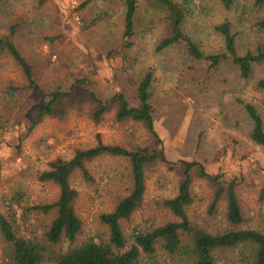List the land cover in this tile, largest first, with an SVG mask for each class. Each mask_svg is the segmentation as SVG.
Masks as SVG:
<instances>
[{
	"label": "rangeland",
	"instance_id": "rangeland-1",
	"mask_svg": "<svg viewBox=\"0 0 264 264\" xmlns=\"http://www.w3.org/2000/svg\"><path fill=\"white\" fill-rule=\"evenodd\" d=\"M83 1L0 0V28L17 24L14 42L33 66L41 88L73 91L64 117H46L32 127L46 97L27 89L12 59L0 53V210L6 209L14 189L24 192L25 205L54 200L57 187L38 182L36 172L47 168L55 157L68 158L75 148L94 144L98 132L105 143L127 148L150 144L141 123L117 122L112 113L94 122L88 92L100 98L122 92L134 102L137 83L151 70L154 126L166 157L197 160L209 173L235 177L243 215L238 227L264 231V199L259 196L264 181V147L251 140L252 123L244 109L246 102L252 103L264 119V91L254 87L264 69L255 66L250 79L243 80L229 61L211 72L182 45L155 50L158 41L169 34L166 10L156 0H136L133 44L121 49L124 0H90L80 8ZM187 1L190 10L184 31L205 53L220 51L223 40L213 26L224 19L233 20L236 9L225 10L218 0ZM238 37L240 51L264 42V35L256 34L249 25ZM88 167L92 182L83 181L78 174L71 179L78 192L75 209L82 220L77 242L106 237L99 215L110 210L131 185L129 163L124 158L103 155ZM145 174L143 203L122 222L128 245L134 229L175 219L156 202L176 192L177 176L162 165L147 167ZM192 188L194 201L187 214L193 228L214 233L232 227L226 218L225 197L212 213L214 188L196 176ZM28 220L29 229L42 239L49 218L30 215ZM43 243L55 252L70 245L65 239ZM5 251L0 237V264ZM242 252L239 247L217 252V264H239ZM139 264L193 262L184 255L157 250L152 258L141 254Z\"/></svg>",
	"mask_w": 264,
	"mask_h": 264
},
{
	"label": "trees",
	"instance_id": "trees-1",
	"mask_svg": "<svg viewBox=\"0 0 264 264\" xmlns=\"http://www.w3.org/2000/svg\"><path fill=\"white\" fill-rule=\"evenodd\" d=\"M89 1L84 0L79 7L86 6ZM156 1L166 10L169 34L158 41L155 50L161 51L174 44L182 45L194 60L206 63L211 72H216L220 64L229 61L243 80L250 79L255 66L264 69V42L242 51L238 45V36L245 33L248 25L256 34L264 35V0H218L225 10L236 9V16L233 20L224 19L213 26V31L223 40L222 49L213 53L201 50L184 31L186 13L190 10L187 0ZM123 4L120 48L129 49L133 44L137 1L124 0ZM16 28L17 24L0 28V53L7 54L12 59L20 70L27 89L46 97L45 102L39 106L31 126L37 125L46 117H64L69 109L68 103L73 91L60 88L45 91L41 88L33 66L14 42ZM152 79V71L147 70L137 83L134 102L122 92H114L104 98L98 97L93 91L88 92L92 103L90 118L94 122H99L105 115L112 113L117 122L131 120L141 123L151 143L127 148L120 144L105 143L98 132L94 144L75 148L68 158L55 157L47 163V168L36 172L35 179L38 182H51L57 187L54 200L25 205L24 192L14 189L8 196L9 204L6 209L0 210V237L6 245L1 264H139L141 254L152 258L157 250L169 255H184L193 264H217V252L238 247L243 249L239 264H264V231L238 227L243 221V215L236 192V178L221 173H209L204 164L197 160H170L166 157L162 140L154 126L150 93ZM254 87L264 91V75L255 80ZM244 109L252 123L249 132L251 140L264 147L262 115L252 103L246 102ZM103 155L128 161L131 185L126 194L118 197L110 210L99 215V222L106 227V237L86 238L77 242L82 230V220L75 209L78 192L71 185V179L78 174L83 181L92 182L93 177L88 165ZM158 165L164 166L177 176L176 192L156 202L175 219L134 229L130 236L131 244L128 245L122 222L128 220L143 203L146 168ZM195 176L204 179L214 188L210 207L212 213L216 210L219 200L226 198V218L232 227L214 233L192 227L187 207L194 201L192 187ZM259 196L264 199V181ZM30 215L49 218L43 227L42 239L29 229ZM23 231L30 235H25ZM62 239L70 244L63 252H55L43 243L45 241L56 244Z\"/></svg>",
	"mask_w": 264,
	"mask_h": 264
}]
</instances>
